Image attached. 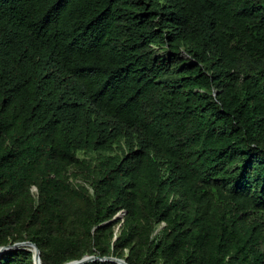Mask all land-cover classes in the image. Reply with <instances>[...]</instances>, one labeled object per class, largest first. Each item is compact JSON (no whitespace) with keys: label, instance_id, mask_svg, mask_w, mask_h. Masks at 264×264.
<instances>
[{"label":"trees","instance_id":"trees-1","mask_svg":"<svg viewBox=\"0 0 264 264\" xmlns=\"http://www.w3.org/2000/svg\"><path fill=\"white\" fill-rule=\"evenodd\" d=\"M23 242L264 264V0H0V247Z\"/></svg>","mask_w":264,"mask_h":264},{"label":"water","instance_id":"water-1","mask_svg":"<svg viewBox=\"0 0 264 264\" xmlns=\"http://www.w3.org/2000/svg\"><path fill=\"white\" fill-rule=\"evenodd\" d=\"M36 192V190H35ZM121 216H124V213H119L113 220L112 222L118 220L121 218ZM27 249V251L31 252L33 254L32 256V260H33V264H41V260H40V252L37 249V247L34 244H31L30 242H23V243H16L13 245H8L5 247H0V257L7 254L10 251H14V250H25ZM95 261H99V262H103V263H113V264H127L124 260H120V259H116V258H97L94 256H86L83 257L81 260L79 261H73V262H69L66 264H89Z\"/></svg>","mask_w":264,"mask_h":264},{"label":"rangeland","instance_id":"rangeland-1","mask_svg":"<svg viewBox=\"0 0 264 264\" xmlns=\"http://www.w3.org/2000/svg\"><path fill=\"white\" fill-rule=\"evenodd\" d=\"M33 192L35 193V189L33 190ZM123 217L121 216L120 219H122ZM115 232L118 233V227L115 228Z\"/></svg>","mask_w":264,"mask_h":264}]
</instances>
